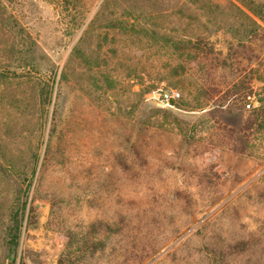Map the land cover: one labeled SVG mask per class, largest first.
Segmentation results:
<instances>
[{
	"label": "rangeland",
	"instance_id": "1",
	"mask_svg": "<svg viewBox=\"0 0 264 264\" xmlns=\"http://www.w3.org/2000/svg\"><path fill=\"white\" fill-rule=\"evenodd\" d=\"M9 263L264 264V0H0Z\"/></svg>",
	"mask_w": 264,
	"mask_h": 264
},
{
	"label": "built area",
	"instance_id": "2",
	"mask_svg": "<svg viewBox=\"0 0 264 264\" xmlns=\"http://www.w3.org/2000/svg\"><path fill=\"white\" fill-rule=\"evenodd\" d=\"M154 94L160 106H174L182 97L179 89L165 86L157 88Z\"/></svg>",
	"mask_w": 264,
	"mask_h": 264
},
{
	"label": "trees",
	"instance_id": "3",
	"mask_svg": "<svg viewBox=\"0 0 264 264\" xmlns=\"http://www.w3.org/2000/svg\"><path fill=\"white\" fill-rule=\"evenodd\" d=\"M13 221H14V225L10 227L9 235H10V241L12 242V245L15 247L18 245L19 239H20L21 219L19 220L18 214H17V217L14 216ZM9 264H13V263H9Z\"/></svg>",
	"mask_w": 264,
	"mask_h": 264
}]
</instances>
